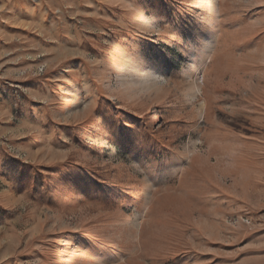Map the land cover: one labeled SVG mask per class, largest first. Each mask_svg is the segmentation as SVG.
I'll return each mask as SVG.
<instances>
[{
  "label": "rangeland",
  "instance_id": "obj_1",
  "mask_svg": "<svg viewBox=\"0 0 264 264\" xmlns=\"http://www.w3.org/2000/svg\"><path fill=\"white\" fill-rule=\"evenodd\" d=\"M0 264H264V0H0Z\"/></svg>",
  "mask_w": 264,
  "mask_h": 264
},
{
  "label": "bare ground",
  "instance_id": "obj_2",
  "mask_svg": "<svg viewBox=\"0 0 264 264\" xmlns=\"http://www.w3.org/2000/svg\"><path fill=\"white\" fill-rule=\"evenodd\" d=\"M120 76H118L117 78H119ZM120 82H126V79L125 78H122L121 80H119ZM122 85V84H121ZM126 89V87L124 88Z\"/></svg>",
  "mask_w": 264,
  "mask_h": 264
}]
</instances>
